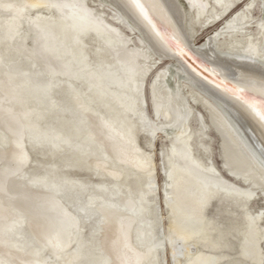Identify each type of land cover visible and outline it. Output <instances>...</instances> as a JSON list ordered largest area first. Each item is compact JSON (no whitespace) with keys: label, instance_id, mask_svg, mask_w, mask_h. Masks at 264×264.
<instances>
[{"label":"bare ground","instance_id":"bare-ground-1","mask_svg":"<svg viewBox=\"0 0 264 264\" xmlns=\"http://www.w3.org/2000/svg\"><path fill=\"white\" fill-rule=\"evenodd\" d=\"M185 1L196 23L202 24L200 19L208 23L220 18V12L236 0ZM104 9L113 14L116 24L121 23L136 35L107 7L100 12L90 7L88 0H0V41L11 42L10 36L23 22L33 34L34 46L28 51H37L41 62L35 68L27 50L14 51L25 59L30 70L10 65L0 82V161L7 163L0 170V193H5L7 177L24 172L30 159L28 144L30 150L44 158L35 178L41 183L60 187L66 171L85 172L100 181L86 184L68 177L70 187H81L93 196L84 201L67 199L68 204H79L78 212L73 214L63 207L57 191V195L35 198L37 218L44 222L40 236L49 246L54 262L62 257L66 260L60 264H161L159 252L168 247L174 264H261L264 206L253 213V199L246 205L237 201L247 200L239 195L244 190L255 192V198L262 195L264 201V193L260 192L264 164L226 117L183 77L180 79L142 39L136 37L140 46L129 47V36L103 19ZM247 15L238 14L216 37L264 61V34H246L251 23ZM85 39L95 43L93 57L89 56ZM21 40H26L25 34L17 40V48L22 47ZM152 56L159 60L157 64L163 61L167 65L152 86L154 121L141 106L140 89L148 73L146 62ZM3 57L10 63L17 61L10 60L8 53ZM171 70L176 72L174 87L167 82ZM19 72L27 75L25 81L30 88L25 89L36 95L32 106L46 108L41 109L37 119L39 123L44 121V129L33 141L26 130L39 129L32 123L34 119L27 120L29 109L23 100L24 91L20 92V84L13 83ZM191 103L200 104L211 116L221 136L226 171L244 187L224 178L213 164L197 154L195 146L206 147L190 127L189 118L194 111ZM137 125L150 137L147 141L151 150L144 151L137 145ZM200 125L207 128L204 121ZM167 129L170 134L165 133ZM202 131L201 134L207 132ZM157 137L168 139L171 157L165 156L167 216L154 221L149 218L154 216L150 204L156 189L154 183L148 184V176L155 172L152 149ZM25 188L22 192L27 193L26 185ZM212 201L220 203L214 209L215 216L208 213ZM79 211L87 220L93 219L96 226L90 229V237L76 245L73 237L81 221ZM9 213L0 200V220ZM223 213L228 217L219 218ZM164 220L170 221L167 237L161 230ZM0 264L7 262L0 260ZM20 264L49 263L35 259Z\"/></svg>","mask_w":264,"mask_h":264},{"label":"rangeland","instance_id":"rangeland-1","mask_svg":"<svg viewBox=\"0 0 264 264\" xmlns=\"http://www.w3.org/2000/svg\"><path fill=\"white\" fill-rule=\"evenodd\" d=\"M99 1L100 0H88V5L102 12L103 7L105 5L101 1L100 2ZM176 1L178 5L180 6L181 10L183 11L184 15L186 16V18L188 19L189 23L212 34L215 37L217 36V34L223 31L225 27L227 26L228 22H230L232 19L234 20V18L238 16V14L245 15L242 11L244 7H246L248 4H253L254 7L251 8L249 11L250 15L249 16L247 15L248 20L246 19L248 23L251 22L248 24L249 26L247 27L246 34L250 36L253 34L252 36H255V37L260 36L259 33L261 30L260 28L258 29V27L260 25L261 15H262L261 6L264 5L262 0H236L234 3H231L228 6V9H224L222 10L223 12L222 11L220 12V15H221L220 18H217L215 21H211L208 23H206L204 19H200V22L202 24L196 23V21L194 20V13L190 9L188 3L185 0H176ZM104 10L105 11L101 13L103 14V19L105 21H108L111 25L112 24L115 25L117 23L116 18L112 16L113 14H110L108 11H106V9ZM218 10H220V8H218ZM43 12L45 13V11ZM204 24H205V27L202 28ZM19 26L20 27L17 28L15 33L10 36L12 39L11 42L0 41L1 42L0 43V82L4 80V74H5L6 68L10 67V65L12 66L14 65L20 68L27 69L25 71L30 70V66L25 61V59L22 56L19 57V55L15 54L14 51H23V50L28 51V49L33 48L34 46L33 34L30 31V28L26 26L23 22H20ZM115 26H117L124 35L129 36V40L127 42L129 47L133 48V47H137V45L140 46L136 38L138 37L137 35H134L127 28H124L121 23H119V25L116 24ZM23 34H25L26 40L25 41L21 40L20 44L22 45V47L18 45V48H17V45L15 46V44L17 40L20 39V36H23ZM91 38L94 40V37H91ZM92 39L91 40L85 39L88 43V53L90 57H93V51L96 49L95 43ZM28 52L31 58V61H30L31 65H34L35 68L36 66H40L41 62L38 60L40 59V57L36 55L37 51L33 52L32 50H29ZM5 53H8L10 60L17 59V61L14 63H10L8 62V60H4L3 55ZM154 57L155 56H152V59L146 62V64H148V67H147L148 73L144 75L142 88H140L142 92L141 96L143 99V104L141 106H143L148 118L153 121H154V115H155V108H154V97H153L152 86L155 80L158 79L159 76H161V74L164 72V70L167 69V65L162 64L163 61H161L162 62L161 64H157L159 60H156V57L155 58ZM175 73H176L175 71L171 70L167 77V82L172 87H174L173 77ZM14 77L16 79V82L15 81L13 82L14 85L16 86L20 84L19 88L23 89L20 92L24 91L23 93L25 94V99L23 98V100H25L24 103L27 104V108L29 109V112L27 114V120L34 119V122L32 123L37 125V128L39 129V130H36L33 127L27 128L26 130L28 133L27 136L31 138L30 140H32V138H35L36 135H38V132L44 129L45 125L42 124L44 123V121L41 120L40 123L37 121L41 117V112H42L41 109L46 110V108L44 106H42L41 108L34 107V105L32 106V104L35 102L34 100L36 98V95L34 94L33 91H30L29 89L28 90L25 89V88H30L25 81V78L27 77V75H24L21 72H19ZM180 79H183L182 76H180ZM0 88H2V86H0ZM13 88H16V87H13ZM174 89L175 88H173V90ZM191 105L193 106L194 111L189 118V120L191 119L189 121L190 127L194 132L197 133L196 136L198 137V139L202 138L201 140H203L202 142L205 144V147H206V149H203L201 147L195 146L196 148H198L197 154L198 155L201 154L200 155L201 158H203L208 163L213 164L214 167L217 169V171H219L220 174L224 178L228 179L229 181L233 180L239 186L244 187V185L240 183L238 179L233 178L226 171L225 166L227 164L224 163V157H223L224 151L222 150L221 136L216 131L213 125L211 116L208 114L206 109H204L200 104L194 105L193 103H191ZM202 121H204V123L207 125V128L205 130L200 125V122ZM41 124L43 125V127H41ZM139 125H137L138 130H137V136H136V139H137L136 143L144 151L151 150V148H149L150 137L144 134L141 126ZM202 130L204 132L205 131L207 132L204 133ZM170 131L171 130L167 129L165 130V133L170 134L171 133ZM200 131H202L204 134H201ZM161 134L164 135V133H161ZM157 138L154 140V149H152L154 153L153 159L156 165L155 172L154 174L148 176V179H150L148 184L154 183L155 189H156V194L152 197V203L150 204V207L152 209L154 216H151L149 218V220L153 218L154 221H156L157 219H160L161 217L164 218L167 216L166 208L164 207V197H165L164 190L167 185L166 172L168 170L167 159L165 158V156L168 154L169 157H171V152L170 150H168V145H169L167 141L168 139L161 138V137H157ZM193 144L196 145L195 142H193ZM34 145H37V144H34ZM4 148L6 150L8 149V147H4ZM193 148H194V145H193ZM26 149L28 153H30L29 154L30 159L28 161V164L23 168L24 172L19 173L20 172L19 171L17 172L18 174L15 173L14 175L7 177L5 180V189H4L5 193H0V200L8 208V212H10L9 213L10 215H8L4 220H0V232H1L0 233L1 235L0 244L2 246L5 245L6 248L8 247L7 249H4L3 247L0 246V260L7 262V264H12L16 262H19L17 264H20L25 261H32L35 259H45L48 261L49 264H60L62 261H65L66 259L61 257V259L58 262L56 261L54 262L53 256L50 254V249L48 248L49 246H47L44 243L42 237L40 236L41 227L44 224V222L41 219H38L36 215L37 214V206H36L37 199L42 196H47L50 194L52 195V193L56 194V191H57L58 192L57 194H59L58 197H61L63 200L62 201L63 207L73 214L75 212H78L79 204H77V202H72L71 204H68L67 202H65L67 199H70V198L71 199H82L84 201L86 200V198L93 197V196H91V194L89 193L90 191L88 192L86 190L87 192L86 193L85 190L81 187H74V186L70 187L71 183H70V180H68L69 179L68 177L75 178L79 182L84 181L86 184H90V182L99 183L100 181L91 175H87L85 172H81V171L67 172L66 171L65 172L66 178L60 184V187L59 186L56 187L54 185H51V186L45 185L41 183L40 181H38L37 179H35L36 176L40 174L39 172H41L38 169V167L40 165V162L43 161L44 158L42 157L41 154H38V153L36 154L32 150H30L28 144H26ZM47 152L49 151H45V153ZM6 166H7V163L5 160L0 161V170H3ZM20 170H22V168ZM107 181L109 182L108 179ZM25 185L28 187L27 193L22 192V190L26 189ZM29 194L30 196H28ZM261 198H262V195L261 196L259 195L258 197L253 199V201H251V202H254L253 203L254 205L251 208L253 213L259 212L263 208L264 201L261 200ZM85 202L88 203V201H85ZM219 204H220L219 202L212 201V204L208 209V213L210 215L215 216L216 213H214V209ZM77 214L81 218V221L78 223L76 232L73 237V239H76V245L80 244L82 239L84 240L87 237H90L91 235L90 229H92L93 226H96L93 219L87 220L86 218H84L85 216L84 213L83 215H80V211H79V213ZM227 217L228 215L227 214L225 215V213H223L220 215L219 218L222 219V218H227ZM7 225L8 226L10 225V226L8 227ZM169 226H170L169 220H164L162 222L163 228L161 230L164 232V237L168 236ZM157 232L158 234H160L159 228L157 229ZM5 237H6L7 242L6 240H4L5 242L2 240ZM72 249H75V248L73 247ZM66 253H69V252L67 251ZM159 253H160V263L161 264H174V260L169 254L170 251L168 250V247H166L164 251H160ZM261 264H264V256L262 258Z\"/></svg>","mask_w":264,"mask_h":264},{"label":"water","instance_id":"water-1","mask_svg":"<svg viewBox=\"0 0 264 264\" xmlns=\"http://www.w3.org/2000/svg\"><path fill=\"white\" fill-rule=\"evenodd\" d=\"M221 112L264 164V61L189 23L176 0H100Z\"/></svg>","mask_w":264,"mask_h":264},{"label":"snow or ice","instance_id":"snow-or-ice-1","mask_svg":"<svg viewBox=\"0 0 264 264\" xmlns=\"http://www.w3.org/2000/svg\"><path fill=\"white\" fill-rule=\"evenodd\" d=\"M133 3L135 4V6H136L137 8H140L141 11L143 10V7H142V5L139 3V0H133ZM253 7H254L253 4H248L246 7H244V8L242 9V11H243V13H244L245 15H247L248 10L251 9V8H253ZM261 13H262V15H261V21H260L259 28H260L262 34H264V5L261 6ZM258 115H259L260 122H261L262 124H264V110H261V111L258 113ZM260 192L264 193V185L261 186V188H260ZM239 195H240V196H245V197H247V200L237 201V203H243V204L246 205L247 202H248L249 200L255 198L256 193L253 192V191H251V190H244L243 192L239 193ZM261 214L264 215V212H262ZM253 218H254V217H253Z\"/></svg>","mask_w":264,"mask_h":264}]
</instances>
